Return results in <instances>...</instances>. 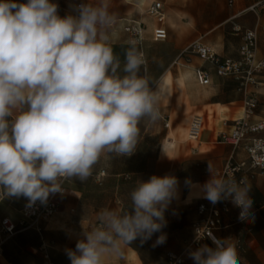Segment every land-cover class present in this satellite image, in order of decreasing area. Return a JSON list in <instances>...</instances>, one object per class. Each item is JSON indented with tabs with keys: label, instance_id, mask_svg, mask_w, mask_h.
I'll list each match as a JSON object with an SVG mask.
<instances>
[{
	"label": "clouds",
	"instance_id": "1",
	"mask_svg": "<svg viewBox=\"0 0 264 264\" xmlns=\"http://www.w3.org/2000/svg\"><path fill=\"white\" fill-rule=\"evenodd\" d=\"M75 11L61 16L53 0H0V201L46 204L65 191V181L85 182L105 151L131 156L140 121L159 117L158 96L141 74L143 54L133 44L121 69L110 46L114 17L107 0ZM208 171L203 198L230 200L241 221L254 219L250 185L214 177L210 163ZM178 184L171 174L138 181L128 211L101 210L99 226L67 250L71 264H104L107 254L122 255L124 245L155 233H161L155 244H163L165 212ZM188 255L194 264H238L235 245L220 238Z\"/></svg>",
	"mask_w": 264,
	"mask_h": 264
},
{
	"label": "rangeland",
	"instance_id": "2",
	"mask_svg": "<svg viewBox=\"0 0 264 264\" xmlns=\"http://www.w3.org/2000/svg\"><path fill=\"white\" fill-rule=\"evenodd\" d=\"M151 1L153 0H107L108 11L114 17V22L107 29L110 40L114 41L112 43L109 40L110 45L127 44L121 42V40L125 37L129 38L128 33L124 30L126 19L129 16L136 20H142L147 24L154 21L146 12ZM157 1H160L163 6L164 23L168 29V37L164 41H153L149 26L142 31L141 44L136 46L137 49L143 51L146 61L145 66L141 69V74L143 75L146 71L151 86H153L161 72L169 66L176 50L193 39L209 43L215 48L223 39H226L228 49L235 47L237 37L231 34V24L224 23L229 15L227 13V0ZM17 2L26 3L27 0H17ZM53 2L58 4L59 14L65 16L69 14L76 15L75 6L79 3H88L95 6L100 3V0H53ZM113 51L114 54L124 57L126 49ZM123 64L124 62H121V69ZM171 71H176V69L173 67ZM159 87L161 90L157 105L159 117L155 121L144 118L138 124L140 132L136 152L129 157H123L105 151L94 166L92 175L85 182L81 183L73 179L65 181L64 185L68 182L80 185L84 190V197L87 201L96 203L103 209L125 212L129 210L131 205L130 193L141 179L147 181L152 175L163 176L166 174L175 175L177 178L184 176L185 180H191L199 176L197 166L191 164L189 158L174 160L167 157L177 152V147L179 149L184 148L185 152H188L190 143L186 140L189 116L195 111L193 107L195 103H198L199 99L205 98L208 92L196 89L184 78L176 81V94L172 92L168 80L161 82ZM262 88H264V85H262ZM190 101L194 104H191ZM166 121L169 122V127L165 125ZM163 145H173L174 148L160 152ZM101 170H104V175L97 182L95 175ZM125 175L129 177L125 178ZM185 180L178 179V193L182 196H184L189 186L185 184ZM201 185H199L200 192ZM199 190L197 184L192 183L186 194V201L199 196ZM179 194L172 203L179 200ZM24 199L21 197L0 201V219L8 216L13 221H17L20 213L14 208H16L17 203L23 202ZM55 199H58L57 196H55ZM193 205H185L182 202L169 207L165 212L166 221L173 218L179 219V228L182 235H186L190 230L192 223V209L190 207ZM10 212L11 215L6 214ZM95 226H99L98 219L95 221ZM35 237V234L28 230L7 237L2 244L0 264H10L6 257L10 259L17 258L15 264H22L28 260L27 252L25 250L21 252V248L33 242ZM3 238L4 236L0 235V239ZM261 241L264 242V235L261 236ZM134 243L141 247L145 253H150L151 249L148 241L141 242L137 238ZM255 248L258 250L257 246ZM237 253L238 264H261L252 250H249V253L237 250ZM148 255L149 258L156 257L159 261L158 264H164L163 260L156 255ZM185 264H194V262L191 259Z\"/></svg>",
	"mask_w": 264,
	"mask_h": 264
},
{
	"label": "crops",
	"instance_id": "3",
	"mask_svg": "<svg viewBox=\"0 0 264 264\" xmlns=\"http://www.w3.org/2000/svg\"><path fill=\"white\" fill-rule=\"evenodd\" d=\"M250 4L251 1L249 0H234L233 3L229 5L227 0V13L229 15L224 20V23L231 24V34L237 37L235 47L228 49L226 46V39H223L218 45H216V48L209 43L200 41L209 45L219 56L236 59L239 57L240 37L238 34L233 32V25H238L242 29L256 27L258 39L256 55L258 58L264 57V10L256 15L255 13L246 10ZM128 18L133 17L129 16ZM144 23L146 25V29L150 26L151 31L155 26L154 21H151L150 24H147L146 22ZM194 40L196 39L191 40L176 50L169 66L161 72L160 76L153 83L152 88L159 100V94L161 92L159 84L161 82L168 80L172 92L176 94V81L180 78H184L185 81H189V83H191V85H193L196 89L208 92V95L205 98H202L201 100L199 99V101H197L198 103H195L193 106L195 111L190 114L188 120L189 124V121L194 114L201 113L200 115L203 116V127L199 139L197 141L186 140L190 143L188 152H185L184 148L179 149L177 147L176 150L178 151L167 157L168 159L173 158L174 160H182L187 157L190 159L189 161L191 164L197 166L199 176L197 178H192L190 181L191 184L196 183L199 190V185H203L210 179L208 163L212 166L213 175V172L221 169L225 162L229 159L231 147L218 142L217 139L220 132L228 129V125L232 120L241 116L242 93L236 90V83L233 79L220 78L214 74L212 75L209 84H199L195 79L194 69L204 65L205 63L197 55H191L189 62H186L185 60L174 62L181 49ZM110 42L113 43L114 41L110 40ZM121 42L133 45V43L129 42L128 37H125L121 40ZM134 45L138 46V44ZM138 50L143 53L141 49ZM173 67L176 71L172 72L171 68ZM143 75H146V71H144ZM259 80L260 84L257 88V92L261 104L258 109V116H262L264 115V91H262L264 90V88H262V85H264V74L260 75ZM162 147L160 152H165L168 149L174 148L173 145L165 146L164 150ZM243 158H245V153L241 149L235 150L232 160L239 161ZM178 179L185 180V177L179 176ZM191 184H188L189 186L184 196L179 194V200L174 201L169 207L176 206L182 202L189 206L194 204L190 207L192 209L191 222H193L198 217L196 213L197 203L204 200L206 201L207 199L203 198V195H201L199 190V196L193 197L190 201H186V194L190 189ZM245 184L250 185L251 188L250 195L253 199L254 219L243 222L238 221L234 205L230 200H227L230 210L227 214L223 215V221L228 224V227L218 230L216 232V236L217 238L225 240L226 243L233 245L235 237H240L243 244L241 251L249 253V250H252L257 259L260 260L261 264H264V242L261 241V236L264 235V218H262L260 214L261 209H264V175H255L254 177L247 179ZM64 188L65 191L62 194H55L58 198L57 201L60 204L59 210L47 222L43 223L41 234L34 230H28L33 232L36 237L33 242L26 244L21 248V252L25 250L29 256V259L22 264H41V256L36 252V249L42 240L50 242L49 253L55 264H71V261L66 254L67 250L75 249L76 242L78 239L82 238L84 230L90 231L96 227L95 221L98 219V213L103 210V208L98 206L96 203L87 201L84 197V190L80 185L68 182L64 185ZM8 200L9 198L4 199V201ZM24 201L17 203L14 210H17L20 213V209L23 206ZM6 214L11 215V212ZM179 227V219L173 218L168 220L166 226L162 229V233L166 235L165 242L159 245L155 244L157 237L161 235V233L153 234L152 238L148 240L149 248L151 249L150 253H145L143 249H141L138 245H135L133 241L130 245L123 246L122 255L107 254L104 257V264L159 263L156 257L149 258L148 254L156 255L159 259L161 258L163 260L164 264H166V251L171 250L176 253L181 252L184 242L192 237L191 227L186 235L181 234ZM204 244L211 246L212 243L207 241ZM255 245L258 250H256ZM6 258L10 264H15V261L17 260V258ZM190 260L189 255L185 256L184 264Z\"/></svg>",
	"mask_w": 264,
	"mask_h": 264
},
{
	"label": "built area",
	"instance_id": "4",
	"mask_svg": "<svg viewBox=\"0 0 264 264\" xmlns=\"http://www.w3.org/2000/svg\"><path fill=\"white\" fill-rule=\"evenodd\" d=\"M233 1L228 0V4L231 5ZM249 1L251 4L246 8L247 11L258 15L264 10V0ZM146 12L155 22L151 31L152 40L164 41L168 32L164 25V10L161 2L152 1ZM145 28V23L140 20L126 19L124 30L129 35V42L141 44L142 31ZM232 29L240 37L238 58L221 57L209 45L196 39L181 49L174 62L179 60L189 62L191 55H197L203 60L205 64L194 69L195 79L201 85L209 84L213 74L220 78H231L235 81L236 90L242 93V114L231 121L227 130L218 134V142L229 145L231 153L223 167L215 170L213 175L214 177L230 178L245 183L247 179L255 175H264V115L258 116L261 101L257 92L260 84L259 77L264 74V57L258 58L256 55L258 44L256 27L242 29L238 25H233ZM165 125H168L167 121ZM202 127L203 116L200 114L192 115L187 127V139L197 141ZM237 149H241L245 153V158L233 161L232 156ZM103 175L104 170L98 171L95 180L99 182ZM128 177L125 175V178ZM26 205L27 199L25 198L17 221H13L9 217L0 219V235L4 236L3 239H0V253L4 240L15 233L34 230L41 234L43 223L54 216L60 207L59 202L55 199V194L50 195L46 204L37 202L30 208ZM235 209L237 220L241 221L238 218L240 209L237 207ZM229 210L227 200L216 204H212L208 200L197 203L196 213L198 217L191 224L192 237L184 242L181 252L166 251V264H184L185 256L190 250L207 241L212 243V239L217 238L216 232L228 227V224L223 221V215L227 214ZM234 245L237 250H242L243 244L240 237H235ZM49 246L50 242L42 240L36 249V252L41 256V264H55L50 256Z\"/></svg>",
	"mask_w": 264,
	"mask_h": 264
},
{
	"label": "trees",
	"instance_id": "5",
	"mask_svg": "<svg viewBox=\"0 0 264 264\" xmlns=\"http://www.w3.org/2000/svg\"><path fill=\"white\" fill-rule=\"evenodd\" d=\"M112 47L113 50H119V49H128L129 47H131L132 45H110ZM120 59L121 62H124V57L120 56V55H117ZM260 214H261V217L264 218V209H261L260 211ZM6 257V255H5Z\"/></svg>",
	"mask_w": 264,
	"mask_h": 264
},
{
	"label": "bare ground",
	"instance_id": "6",
	"mask_svg": "<svg viewBox=\"0 0 264 264\" xmlns=\"http://www.w3.org/2000/svg\"><path fill=\"white\" fill-rule=\"evenodd\" d=\"M162 149L164 150V146L162 147Z\"/></svg>",
	"mask_w": 264,
	"mask_h": 264
}]
</instances>
